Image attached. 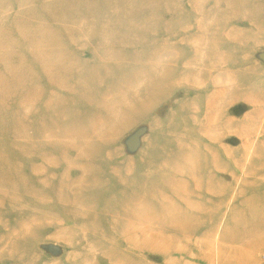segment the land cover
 <instances>
[{
  "label": "rangeland",
  "instance_id": "rangeland-1",
  "mask_svg": "<svg viewBox=\"0 0 264 264\" xmlns=\"http://www.w3.org/2000/svg\"><path fill=\"white\" fill-rule=\"evenodd\" d=\"M0 264H264V0H0Z\"/></svg>",
  "mask_w": 264,
  "mask_h": 264
}]
</instances>
